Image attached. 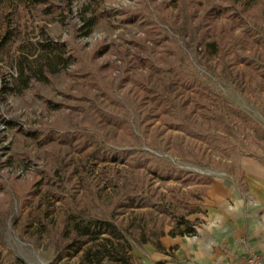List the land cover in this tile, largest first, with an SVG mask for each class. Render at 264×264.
<instances>
[{
	"label": "rangeland",
	"instance_id": "1",
	"mask_svg": "<svg viewBox=\"0 0 264 264\" xmlns=\"http://www.w3.org/2000/svg\"><path fill=\"white\" fill-rule=\"evenodd\" d=\"M83 2L76 4L73 11ZM186 3L187 0H106L100 9L109 11L112 16L96 20L87 37L81 36L82 24L75 13L69 17L70 24L48 19L40 22L47 27L54 41L68 42L78 53L79 64L84 62L97 78L106 83L119 76L115 70V65H119L118 50L133 52L135 43L147 38V25L142 16L126 23L122 20L124 13L145 11L141 15L151 16L162 33L176 45L180 64L188 63L194 76L218 99L211 103L212 112L199 109L192 112L189 104L181 113L180 123L204 139L169 129V124L178 123L169 115H162L154 122L148 121L145 133L141 134L131 111L129 122L136 137L133 139L126 131L107 126L94 116H83L87 103L75 98L80 97V86L86 94L92 95L95 91L85 82L77 84L68 72L52 77L50 84L33 83L21 93L6 91L3 94L0 91V264H98L95 258L90 257V262L81 259L85 248L72 258H60L71 242L73 214L114 223L131 247L126 253L128 264H141L138 253L144 245L139 242L135 225L148 221L155 213L149 209H134L114 215L119 196L115 195L107 180H117L116 174L121 176L125 172L129 177H141L143 172L133 173L118 164L98 162L92 166L83 152H77L75 145L78 141H74L73 146L60 145L57 141L41 143L42 135L57 129H64L62 133L77 130L96 140L102 148L117 149L119 143H126L130 148L157 155L173 167L213 180L234 177L241 157L264 163V83L256 84L248 72L243 78L246 82L240 77L238 82L234 81L230 73L234 75L235 71L229 57L222 62L202 60L194 28L196 20L191 18ZM207 5L209 3L203 1L199 12ZM229 24L226 19L215 22L214 35L219 37L218 31H222L225 38L229 28L236 30L239 27L236 22L232 26ZM102 46L109 48L101 56L96 55ZM13 57L12 48L0 56L3 59L0 60V83L6 81L8 87L16 76ZM133 75L141 78L144 74L135 69ZM249 78L253 80L247 83ZM139 91V86L129 81L124 88L115 89L113 94L126 107L123 95L129 93L132 96ZM49 103L61 107L55 108ZM237 111L262 130H254ZM211 115H218L224 123L212 122L209 120ZM148 144L155 151L149 150ZM144 183L145 190L149 189L158 198L187 199L191 211L200 210L198 203L204 186L161 183L149 175ZM191 219L192 215L188 217L192 222ZM165 220L167 222L169 218ZM170 229L166 226L165 232ZM115 248L119 252L123 249L121 246ZM100 264L119 263L104 260Z\"/></svg>",
	"mask_w": 264,
	"mask_h": 264
},
{
	"label": "trees",
	"instance_id": "2",
	"mask_svg": "<svg viewBox=\"0 0 264 264\" xmlns=\"http://www.w3.org/2000/svg\"><path fill=\"white\" fill-rule=\"evenodd\" d=\"M81 1L0 0V56L12 48L16 70L10 87L6 81L0 83L1 93H21L28 90L33 83L50 84L52 77L64 71L68 72L69 77L77 84L85 82L86 86L95 91L89 95L80 86V97H75L76 100L87 103L82 111L84 117L94 116L105 125L124 130L131 138L136 139L129 122L131 111L135 114L136 126L141 134L145 133L148 121L154 122L162 115H169L178 120V123L169 124V129L204 139L205 137L197 135L180 123V116L189 104L192 105V112L198 109L205 110L206 113L212 112L211 103H216L218 97L194 76L188 63L180 64L176 45L162 33L151 16L141 15L145 14V11L124 13L122 20L126 23L137 21L142 16L147 25V38L135 43L136 49L133 52L118 50L116 56L119 65H115V70L119 76L106 83L97 78L84 62L79 64V55L70 48L68 42H56L50 37L47 27L40 24L45 19L70 24L69 17L73 13L78 14L82 24L79 32L82 37H87L91 34L96 20L112 16L109 11L100 9L106 0H84L78 9L73 11L75 5ZM203 1L209 5L199 12ZM186 7L192 15L191 18L196 20L194 28L202 60L222 62L229 57L231 68L235 71L234 75L230 73L234 81L238 82L240 77L242 82H246L243 78L248 72L256 84L264 83V0H187ZM225 19L230 23L229 26L234 22L239 26L236 30L228 29L225 36L227 39L222 37V31H218L219 37L214 35L215 22ZM108 48L109 46H102L96 55L101 56ZM0 60L3 61L2 58ZM135 69H140L144 75L136 78L133 75ZM252 80L249 78L247 83ZM129 81L139 86L140 93L123 95L125 107L113 92L115 89L124 88ZM49 104L55 108L61 107L60 104ZM120 112L123 114L120 115ZM237 113L246 119L254 130H262L254 121L239 111ZM209 120L217 124L224 123L218 115H211ZM89 124L93 126L92 122ZM61 128H64L63 125ZM61 131L65 130L57 129L42 135L41 143L57 141L60 145L73 146V142L78 141L75 145L77 152H83L86 161L92 166L98 162L118 164L133 173L143 172L141 177H129L125 172L121 176L116 174L117 180H107L115 195L119 196L114 215L134 209H149L155 213L148 221H140L135 225L137 237L142 245L150 244L157 252L165 253L160 243L162 237L195 234V224L189 221L188 217L199 211H191L187 199L158 198L155 193L151 194L149 189L145 190L146 175L161 183L176 182L183 187L211 186L213 179L173 167L157 155L130 148L126 143H119L120 147L117 149L102 148L96 140L77 130L73 133ZM147 148L155 151L151 144H148ZM160 216L163 218L159 219ZM167 217L169 220L166 222ZM166 226L171 227L168 232H165ZM70 232L71 242L60 258H72L85 248L81 258L84 262H90L91 257L95 258L98 264L104 260L128 264L126 253L131 247L122 231L111 221L84 219L73 214ZM95 246L97 248L93 250ZM115 246H121L123 249L119 252ZM118 254L121 257H117Z\"/></svg>",
	"mask_w": 264,
	"mask_h": 264
},
{
	"label": "crops",
	"instance_id": "3",
	"mask_svg": "<svg viewBox=\"0 0 264 264\" xmlns=\"http://www.w3.org/2000/svg\"><path fill=\"white\" fill-rule=\"evenodd\" d=\"M204 188L195 234L162 237L165 253L142 246L141 264H247L251 254L264 261V163L241 157L234 177Z\"/></svg>",
	"mask_w": 264,
	"mask_h": 264
},
{
	"label": "built area",
	"instance_id": "4",
	"mask_svg": "<svg viewBox=\"0 0 264 264\" xmlns=\"http://www.w3.org/2000/svg\"><path fill=\"white\" fill-rule=\"evenodd\" d=\"M247 264H264V261L259 258L258 256L251 254L247 259H246Z\"/></svg>",
	"mask_w": 264,
	"mask_h": 264
}]
</instances>
